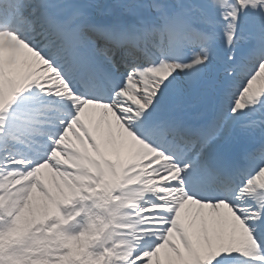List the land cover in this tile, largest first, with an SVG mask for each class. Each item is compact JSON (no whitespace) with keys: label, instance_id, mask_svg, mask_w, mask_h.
<instances>
[{"label":"snow or ice","instance_id":"1","mask_svg":"<svg viewBox=\"0 0 264 264\" xmlns=\"http://www.w3.org/2000/svg\"><path fill=\"white\" fill-rule=\"evenodd\" d=\"M0 264H264V0H0Z\"/></svg>","mask_w":264,"mask_h":264}]
</instances>
